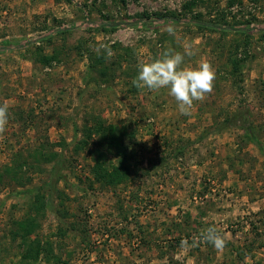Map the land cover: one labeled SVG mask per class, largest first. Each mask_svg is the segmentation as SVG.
Masks as SVG:
<instances>
[{
  "label": "rangeland",
  "instance_id": "obj_1",
  "mask_svg": "<svg viewBox=\"0 0 264 264\" xmlns=\"http://www.w3.org/2000/svg\"><path fill=\"white\" fill-rule=\"evenodd\" d=\"M186 47L189 115L132 83ZM5 102L0 264H264V0H0Z\"/></svg>",
  "mask_w": 264,
  "mask_h": 264
},
{
  "label": "clouds",
  "instance_id": "obj_2",
  "mask_svg": "<svg viewBox=\"0 0 264 264\" xmlns=\"http://www.w3.org/2000/svg\"><path fill=\"white\" fill-rule=\"evenodd\" d=\"M169 32L171 34L172 30L169 29ZM106 51L111 56V50L106 48ZM194 54L190 47H186L183 54L169 48L158 58L139 63L138 75L132 83L138 89L167 88L177 101L180 113L189 115L194 102L202 101L212 91L215 79V69L207 61L200 62L196 67H182L185 55ZM8 108L6 102L0 104V133L6 130ZM203 238L218 250L223 249L226 243L225 237L215 227H209Z\"/></svg>",
  "mask_w": 264,
  "mask_h": 264
},
{
  "label": "trees",
  "instance_id": "obj_3",
  "mask_svg": "<svg viewBox=\"0 0 264 264\" xmlns=\"http://www.w3.org/2000/svg\"><path fill=\"white\" fill-rule=\"evenodd\" d=\"M125 148L122 144L117 143L115 147V153L119 156L126 157ZM130 163L127 158H122L120 165L114 166L111 170L105 168L104 166L100 167L98 172H96L97 177L101 180V178H106L111 182H119L123 179L125 173L127 172Z\"/></svg>",
  "mask_w": 264,
  "mask_h": 264
}]
</instances>
